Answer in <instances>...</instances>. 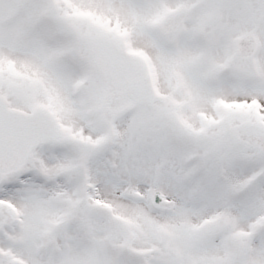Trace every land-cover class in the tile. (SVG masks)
I'll return each instance as SVG.
<instances>
[{"label":"snow or ice","instance_id":"snow-or-ice-1","mask_svg":"<svg viewBox=\"0 0 264 264\" xmlns=\"http://www.w3.org/2000/svg\"><path fill=\"white\" fill-rule=\"evenodd\" d=\"M0 264H264V0H0Z\"/></svg>","mask_w":264,"mask_h":264}]
</instances>
